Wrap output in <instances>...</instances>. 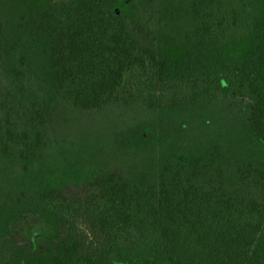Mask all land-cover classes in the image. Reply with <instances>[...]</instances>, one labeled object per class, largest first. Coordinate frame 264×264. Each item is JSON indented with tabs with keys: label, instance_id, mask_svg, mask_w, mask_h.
<instances>
[{
	"label": "trees",
	"instance_id": "obj_1",
	"mask_svg": "<svg viewBox=\"0 0 264 264\" xmlns=\"http://www.w3.org/2000/svg\"><path fill=\"white\" fill-rule=\"evenodd\" d=\"M0 264H264V0H0Z\"/></svg>",
	"mask_w": 264,
	"mask_h": 264
}]
</instances>
